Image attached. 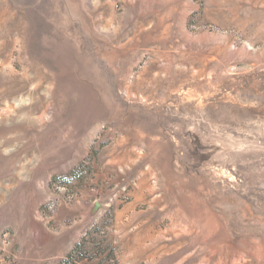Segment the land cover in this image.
Listing matches in <instances>:
<instances>
[{"label":"rangeland","instance_id":"1","mask_svg":"<svg viewBox=\"0 0 264 264\" xmlns=\"http://www.w3.org/2000/svg\"><path fill=\"white\" fill-rule=\"evenodd\" d=\"M0 264H264V0H0Z\"/></svg>","mask_w":264,"mask_h":264}]
</instances>
